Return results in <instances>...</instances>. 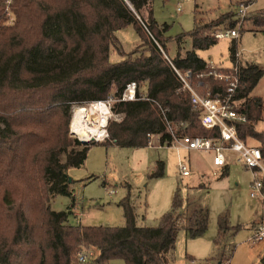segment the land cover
<instances>
[{
    "label": "trees",
    "instance_id": "trees-1",
    "mask_svg": "<svg viewBox=\"0 0 264 264\" xmlns=\"http://www.w3.org/2000/svg\"><path fill=\"white\" fill-rule=\"evenodd\" d=\"M127 1L133 9L125 0H0V264H82L77 254L87 250L94 251L89 264L115 258L125 264H173L178 232L186 230L193 238L207 228V209L198 204L185 218L178 191L170 210L151 226L137 223L128 195L119 201L122 226L69 224L70 207L51 209L56 194L72 199L66 169L81 166L91 144L146 147L148 134L154 133L170 146L167 123L176 136L217 135L200 124L176 70L189 71L202 92L224 91L225 81L209 74L208 62L197 51L213 46L221 27L235 28L236 13L210 21L195 15L186 33L191 49L170 58L165 36L170 25L155 20L153 0ZM246 18L250 31L264 33V8ZM127 25L135 27L142 42L129 53L117 47L123 58L111 63L115 31ZM235 39L229 47L233 64ZM260 75L255 64L240 66L234 98L235 109L245 115V121L236 122L239 137L254 140L264 153V128H258L264 100L250 95ZM130 81L144 83L146 92L137 90V99L115 102L113 110L123 116L108 121L107 139L82 142L69 136L72 105L117 97ZM163 173V162L157 161L150 176ZM217 227L215 244L226 231L241 229L230 225L227 212L218 215ZM216 257L220 263L230 258L224 250Z\"/></svg>",
    "mask_w": 264,
    "mask_h": 264
},
{
    "label": "rangeland",
    "instance_id": "rangeland-1",
    "mask_svg": "<svg viewBox=\"0 0 264 264\" xmlns=\"http://www.w3.org/2000/svg\"><path fill=\"white\" fill-rule=\"evenodd\" d=\"M125 1L133 9L130 2ZM240 1L245 0H153L152 11L155 20L159 24L170 25L165 33V36L169 37L167 55L170 58L178 53L183 56L191 49V38L186 33L193 28L195 15L203 21H210L223 13L234 11ZM178 3L181 5L179 11ZM262 8H264V0H255L250 5L245 17L235 26L239 30L244 29L235 42L238 52L237 64L244 66L249 62L261 70V75L250 95L264 100V33L250 31L246 18ZM142 14L146 16L145 11ZM220 30H224V27ZM115 37L116 45L111 44L109 48L111 63L119 62L123 58L117 47L124 53H129L142 42L133 25L115 31ZM232 40L231 37L217 39L210 48L197 52L215 65L217 70L224 71L226 68L223 67L233 65L229 52ZM138 85V90L144 94L146 86L144 83ZM198 91L204 93L207 90L202 92L203 90L198 87ZM115 102L107 108L106 130L109 120L119 121L123 116L113 110ZM78 106L88 108L91 107V102L72 105L70 109L69 136L81 141L86 139L76 136L71 129L73 111ZM86 119L93 121L94 117ZM258 128H264V121L259 122ZM90 139L88 142H96L93 138ZM248 142L256 143L251 139ZM180 158L190 168L188 176L179 174ZM210 159L211 155L208 153L186 151L175 146H158L156 141L154 146L146 147L91 144L84 163L79 167L70 166L66 170L71 178L70 190L75 197L74 211L80 213L77 216L70 214L68 222L122 226L125 221L119 201L128 195L134 204L138 223L147 226L156 225L160 216L170 210L174 193L178 191L185 201L182 210L185 218H188L200 204L207 209L209 224L206 233L194 240H187L184 231L180 230L171 260L174 264H216L217 247L214 241L217 238L218 215L227 212L230 224L237 225L250 221L256 206L248 194L250 172L241 164L231 162L227 175L220 177L219 171L213 168ZM64 160L65 154H62L61 161ZM157 161L164 163V173L160 177H151L150 174L154 171ZM71 203L72 199L62 194L54 195L50 201L51 209L56 211L66 210ZM247 235L248 232L239 229L234 235L224 237V240L221 238V244L225 241L226 243H223L218 251L226 252L230 257V264H262L260 257L255 253L257 248L244 241ZM188 254L193 258L191 259ZM87 261L82 264H89L90 262ZM227 262V259L222 260L221 264ZM108 264H125V262L115 258Z\"/></svg>",
    "mask_w": 264,
    "mask_h": 264
},
{
    "label": "built area",
    "instance_id": "built-area-1",
    "mask_svg": "<svg viewBox=\"0 0 264 264\" xmlns=\"http://www.w3.org/2000/svg\"><path fill=\"white\" fill-rule=\"evenodd\" d=\"M10 0H6L9 4ZM252 2H241L236 5L234 12L239 20L244 18L247 14L248 8ZM180 3L177 5V10H180ZM9 21L12 20V15L6 7ZM237 26V25H236ZM239 36V28L224 29L215 31L214 37L221 38H237ZM238 56V54L236 55ZM210 69L209 74L213 77L223 80L226 83L224 91H217L211 93L206 91L200 93L198 87L200 82L193 83L189 71L183 73L176 70L181 82L183 91L188 92L189 101L192 110L199 112L200 124L211 131L216 130V136H189L182 135L176 136L169 123L168 130L172 135L170 146L181 147L186 151H200L212 154V162L216 167H222L227 163V153L236 155V161L241 164L245 169L249 170L251 174V181L248 187V193L251 198L258 199L261 204V214L257 223L252 229V234L248 239L250 244L264 241V153L260 147L252 145L247 141L241 139L237 133L236 122L245 121V115L235 109V94L240 84L239 70L240 66L233 64L230 68L224 71L217 70V67L210 62L208 63ZM204 74H198L200 78ZM139 85L135 81H130L125 84L122 92L117 97H109L106 100H99L91 102V106L102 105L106 109L114 101H132L137 99V90ZM108 111V110H107ZM106 124L101 129V135H96L93 138L96 141H103L107 139L108 133L105 129ZM90 140V139H89ZM158 146H167L168 142L160 143L159 135L154 133L148 134L147 146H154V142ZM88 142V140H87ZM178 171L181 176H188L190 169L186 163L180 158L178 162ZM113 193V191H111ZM93 250L78 252V261L86 262L90 256H93Z\"/></svg>",
    "mask_w": 264,
    "mask_h": 264
},
{
    "label": "crops",
    "instance_id": "crops-1",
    "mask_svg": "<svg viewBox=\"0 0 264 264\" xmlns=\"http://www.w3.org/2000/svg\"><path fill=\"white\" fill-rule=\"evenodd\" d=\"M237 54H238V52H237ZM238 57V56H237ZM203 58V57H202ZM205 59V58H204ZM206 60V59H205ZM207 61V60H206ZM237 61H238V59H237ZM208 62V61H207ZM209 63V62H208ZM247 64H245L244 66H246V65H249V64H253V63H249V62H246ZM244 66H242V67H244ZM223 68H230V67H223ZM254 141V140H253ZM250 144H252V145H256V143H252V142H249ZM116 146V145H115ZM200 152V151H199ZM205 153H208V152H205ZM209 155H211V165L213 166V168L214 169H217L218 171H219V176L220 177H223V176H225V175H227V173H228V170H229V166H230V164H231V162H233V163H238L237 161H236V155L235 154H233V153H227V163L224 165V166H222V167H216V166H214L213 165V162H212V154L211 153H208ZM163 165H164V163H163ZM190 169V168H189ZM67 170V169H66ZM216 170V171H217ZM247 170V169H246ZM247 171H249V170H247ZM190 174V173H189ZM68 175V174H67ZM71 179V178H70ZM250 181H251V178H250ZM250 181H249V183H250ZM248 187H249V185H248ZM71 193H72V191H71ZM179 194V193H178ZM249 194V193H248ZM69 197V196H68ZM179 198L181 199V202H182V204H181V211L184 209V202L185 201H183V199L180 197V195H179ZM72 203H71V205L70 206H68V207H70V214H74V215H80V213H76L74 210H75V197L73 196V193H72ZM253 199V201H254V205L256 206L255 207V211H254V216H253V218L250 220V221H248V222H245V223H240V224H237V225H240L241 226V229H244L246 232H248V235L246 236V238H245V242H247V244H250L249 242H248V239H249V237L251 236V234H252V229H253V227H254V225L257 223V221L259 220V218H260V214H261V204H260V201L258 200V199H254V198H252ZM131 200V199H130ZM197 203V202H196ZM198 204V203H197ZM131 205H132V207H133V209H134V204H133V202L131 201ZM200 205V204H199ZM202 207V206H201ZM171 208V207H170ZM202 208H205V207H202ZM206 209V208H205ZM134 212H135V209H134ZM69 214V215H70ZM135 214H136V212H135ZM163 215V214H162ZM161 215V216H162ZM160 216V217H161ZM69 217V216H68ZM137 219V218H136ZM69 223V222H68ZM137 223H138V221H137ZM70 224V223H69ZM75 224H77V223H75ZM80 225H86V224H82V223H79ZM208 220H207V227H208ZM230 225H232V226H235V225H233V224H230ZM206 230H207V228H206ZM206 230H205V232L202 234V235H200V236H198V237H189L188 236V234H187V232H186V230H183L184 231V233H185V238L187 239V240H189V239H192V240H194V239H196V238H199V237H202L205 233H206ZM179 233V232H178ZM236 233V232H235ZM235 233H233L232 232V230H228V231H226L220 238H219V240H218V244L220 245V247H218L219 245L218 244H216V253L218 252V250L222 247L221 245L224 243H226V241L225 242H223L222 244H221V238L224 240V237L226 238V237H228L229 235H234ZM177 238H178V234H177ZM177 238H176V241H175V246H176V242H177ZM251 246H255L257 249H256V255H258V257H260V260L262 261V258H263V256H264V241H261V242H257V243H255V244H250ZM235 246V245H234ZM233 246V248H235ZM216 253H215V255H216ZM188 256L192 259L193 258V256L192 255H190V254H188ZM173 262V261H172ZM219 262H217L216 264H218ZM174 264V263H173ZM221 264V263H220ZM227 264H230V259H228V262H227Z\"/></svg>",
    "mask_w": 264,
    "mask_h": 264
},
{
    "label": "bare ground",
    "instance_id": "bare-ground-1",
    "mask_svg": "<svg viewBox=\"0 0 264 264\" xmlns=\"http://www.w3.org/2000/svg\"><path fill=\"white\" fill-rule=\"evenodd\" d=\"M73 111L71 129L76 136L82 137L87 141L91 137L101 135V129L106 124L107 109L102 105H94L88 108H79ZM94 117L93 121H87ZM91 140V139H90Z\"/></svg>",
    "mask_w": 264,
    "mask_h": 264
},
{
    "label": "water",
    "instance_id": "water-1",
    "mask_svg": "<svg viewBox=\"0 0 264 264\" xmlns=\"http://www.w3.org/2000/svg\"><path fill=\"white\" fill-rule=\"evenodd\" d=\"M82 142H87V141H82ZM218 264H220V262Z\"/></svg>",
    "mask_w": 264,
    "mask_h": 264
}]
</instances>
